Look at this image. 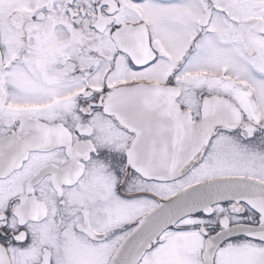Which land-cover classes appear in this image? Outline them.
<instances>
[{
    "label": "snow or ice",
    "instance_id": "6c2138e0",
    "mask_svg": "<svg viewBox=\"0 0 264 264\" xmlns=\"http://www.w3.org/2000/svg\"><path fill=\"white\" fill-rule=\"evenodd\" d=\"M0 264H264V0H0Z\"/></svg>",
    "mask_w": 264,
    "mask_h": 264
}]
</instances>
